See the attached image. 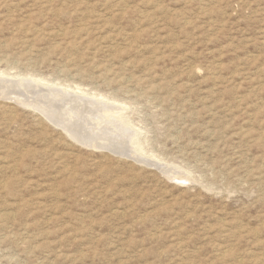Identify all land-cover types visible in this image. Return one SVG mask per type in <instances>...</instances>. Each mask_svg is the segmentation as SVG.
Masks as SVG:
<instances>
[{"label": "rangeland", "instance_id": "374dc122", "mask_svg": "<svg viewBox=\"0 0 264 264\" xmlns=\"http://www.w3.org/2000/svg\"><path fill=\"white\" fill-rule=\"evenodd\" d=\"M0 71L125 107L150 160L0 98V264H264V0H0Z\"/></svg>", "mask_w": 264, "mask_h": 264}, {"label": "bare ground", "instance_id": "6f19581e", "mask_svg": "<svg viewBox=\"0 0 264 264\" xmlns=\"http://www.w3.org/2000/svg\"><path fill=\"white\" fill-rule=\"evenodd\" d=\"M21 76L0 71V98L38 112L77 143L106 148L136 162H150L140 155L139 130H133L123 117L125 107L109 104V98L79 87L67 85L58 89L44 79L28 76L29 80H25L26 76ZM115 123L114 136H110L109 125Z\"/></svg>", "mask_w": 264, "mask_h": 264}]
</instances>
